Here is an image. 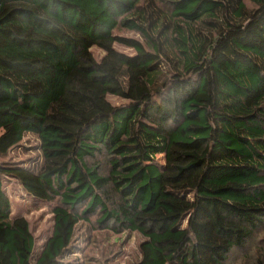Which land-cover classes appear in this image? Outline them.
<instances>
[{"label": "trees", "instance_id": "trees-1", "mask_svg": "<svg viewBox=\"0 0 264 264\" xmlns=\"http://www.w3.org/2000/svg\"><path fill=\"white\" fill-rule=\"evenodd\" d=\"M28 135L40 156L2 161ZM10 178L56 203L39 250ZM93 215L143 237L135 264H228L263 231L264 0H0V264H86Z\"/></svg>", "mask_w": 264, "mask_h": 264}, {"label": "rangeland", "instance_id": "rangeland-1", "mask_svg": "<svg viewBox=\"0 0 264 264\" xmlns=\"http://www.w3.org/2000/svg\"><path fill=\"white\" fill-rule=\"evenodd\" d=\"M121 33L129 37L134 35L133 32L129 31H122ZM117 47L126 53H133L128 47ZM94 52L97 55L102 54L99 49H95ZM110 100L116 104L122 102L113 96H110ZM22 144L23 147L10 150L6 156L1 158L2 161H22L27 165L32 159L38 157L37 145H39V140L36 136L28 135ZM30 158L31 160L28 161ZM156 158V162L164 164L163 155H158ZM7 188L12 202V213L23 215L29 220L35 236L36 248L39 250L52 233L54 224L52 210L56 203L35 202L34 198L14 178L8 180ZM82 209L83 207L80 208V211ZM99 217V215L91 216V224L82 222L83 225L79 232L82 239L79 241L81 251L76 255V258L86 264H135L141 256L140 243L143 241V237L137 233L130 235L128 232L117 233L112 229H105L96 223ZM88 226L91 227V232L87 233ZM86 235L89 236L87 240H85ZM250 245L242 252H234L228 264H256L258 260L264 261V229L256 235Z\"/></svg>", "mask_w": 264, "mask_h": 264}]
</instances>
